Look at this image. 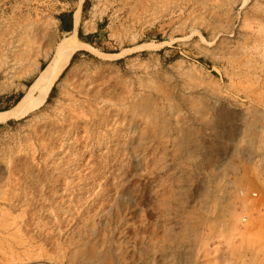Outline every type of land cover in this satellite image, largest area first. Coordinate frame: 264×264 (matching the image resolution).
I'll return each instance as SVG.
<instances>
[{"label":"rangeland","instance_id":"1","mask_svg":"<svg viewBox=\"0 0 264 264\" xmlns=\"http://www.w3.org/2000/svg\"><path fill=\"white\" fill-rule=\"evenodd\" d=\"M77 1L0 0V110ZM79 27L0 123V264H264V0H89Z\"/></svg>","mask_w":264,"mask_h":264},{"label":"bare ground","instance_id":"2","mask_svg":"<svg viewBox=\"0 0 264 264\" xmlns=\"http://www.w3.org/2000/svg\"><path fill=\"white\" fill-rule=\"evenodd\" d=\"M84 0H78L73 12L74 28L57 42L54 53L47 64L40 69L33 82L27 87L25 94L10 109L0 111V123L10 119H19L32 109L40 106L48 97L51 88L61 73L68 66L73 54L80 49L92 46L79 40L77 27L80 22L81 6ZM36 54L34 53V56Z\"/></svg>","mask_w":264,"mask_h":264},{"label":"trees","instance_id":"3","mask_svg":"<svg viewBox=\"0 0 264 264\" xmlns=\"http://www.w3.org/2000/svg\"><path fill=\"white\" fill-rule=\"evenodd\" d=\"M88 2H89V0H84L82 3V12L83 13H85L88 9ZM58 19L60 21L61 31H65L67 33L72 31V29H73V11H65V12L60 13L58 16ZM101 26L102 25L99 26V29L102 28ZM77 36L81 41L89 43V44H93L94 39L96 38L97 34L96 33H88V34L84 35L82 29L79 27L77 30ZM78 52L79 51H77L73 54L70 62L73 61V59L76 57ZM53 90H54V85L49 92V95L47 97L48 99L51 96ZM22 96H23V93L11 94V95L7 96L6 98L11 101V105L5 107L4 109H1L0 111H4V110L11 108Z\"/></svg>","mask_w":264,"mask_h":264},{"label":"built area","instance_id":"4","mask_svg":"<svg viewBox=\"0 0 264 264\" xmlns=\"http://www.w3.org/2000/svg\"><path fill=\"white\" fill-rule=\"evenodd\" d=\"M243 220H245V219H243Z\"/></svg>","mask_w":264,"mask_h":264},{"label":"crops","instance_id":"5","mask_svg":"<svg viewBox=\"0 0 264 264\" xmlns=\"http://www.w3.org/2000/svg\"><path fill=\"white\" fill-rule=\"evenodd\" d=\"M73 26H74V24H73Z\"/></svg>","mask_w":264,"mask_h":264}]
</instances>
